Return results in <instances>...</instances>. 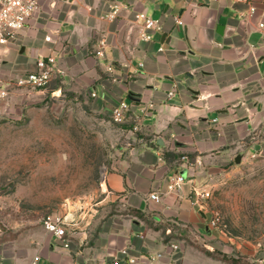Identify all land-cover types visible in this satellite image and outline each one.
Returning a JSON list of instances; mask_svg holds the SVG:
<instances>
[{"label": "crops", "instance_id": "crops-1", "mask_svg": "<svg viewBox=\"0 0 264 264\" xmlns=\"http://www.w3.org/2000/svg\"><path fill=\"white\" fill-rule=\"evenodd\" d=\"M116 1L121 10L110 19L105 14ZM257 1L251 13L236 0H41L0 53V73H24L54 53L65 78L111 111L127 99L125 121L143 130L123 132L101 180L99 203H116V212L104 214L98 228L95 207L83 218L75 213L68 247L44 226L24 249L2 248L4 264H31L37 253V264H111L117 257L123 264H241L186 239L209 231L207 206L193 199L191 182L169 190L167 181L182 172L212 185L202 176L232 161L234 141L264 133V0ZM139 10L161 19L151 40L139 34ZM152 190L159 200L149 198ZM131 207L143 215L125 210Z\"/></svg>", "mask_w": 264, "mask_h": 264}, {"label": "rangeland", "instance_id": "rangeland-1", "mask_svg": "<svg viewBox=\"0 0 264 264\" xmlns=\"http://www.w3.org/2000/svg\"><path fill=\"white\" fill-rule=\"evenodd\" d=\"M92 94L56 78L42 90L0 101V250L31 245L49 212L69 210L83 218L93 206L98 228L104 214L117 211L116 203H99L101 180L123 132L143 129L115 121ZM233 154L222 170L202 176L212 184L203 203L209 231L185 237L212 246L223 259L264 264V133L235 140Z\"/></svg>", "mask_w": 264, "mask_h": 264}, {"label": "built area", "instance_id": "built-area-1", "mask_svg": "<svg viewBox=\"0 0 264 264\" xmlns=\"http://www.w3.org/2000/svg\"><path fill=\"white\" fill-rule=\"evenodd\" d=\"M236 1L246 3L251 13H256L259 10V6H261L257 0ZM40 6L41 0H0V53L8 50L9 45L15 41L18 32L38 12ZM120 10L121 3L116 1L110 4V8L105 15L110 19H114ZM262 14L264 15V9ZM135 18L140 23L139 34L144 40L153 39L156 32L163 27L161 19L153 17L145 10L136 11ZM258 25L264 29V19H260ZM50 38V35L46 36V39ZM100 44L101 48H99L98 53L103 55L102 48L106 44V39H101ZM162 48L163 46L160 47V49ZM112 68V65L108 66V70H112ZM65 76L66 70L59 63L54 53L40 55L36 60V67L34 69L18 75L0 73V101H6L17 91L42 90L49 86L53 79L63 80ZM173 94L174 90H169V95ZM130 109L131 104L129 101L121 99L112 109L113 119L117 122L125 121ZM186 157V155L182 156V158ZM187 181L191 182L190 194L193 196V199L203 205L212 193V186L207 183H197L193 177H187L182 172H176L169 176L167 188L169 190L182 189ZM149 198L159 200L161 195L158 190H152L149 192ZM43 224L48 231L52 232L63 242L64 246L68 247L75 234L74 230L76 228L74 226H77L78 221L75 214L66 210L64 213L49 212L45 214ZM171 245L177 247L174 242ZM40 259V254H35L31 264H37ZM123 262H125L124 259L117 257L112 260L111 264H123ZM0 264H4V262L0 260Z\"/></svg>", "mask_w": 264, "mask_h": 264}, {"label": "trees", "instance_id": "trees-1", "mask_svg": "<svg viewBox=\"0 0 264 264\" xmlns=\"http://www.w3.org/2000/svg\"><path fill=\"white\" fill-rule=\"evenodd\" d=\"M127 211L132 212V213L137 214V215H143L142 211H141L140 209H138V208H135V207H131V208H129ZM208 252H209L210 254L216 255V254H215V250H208ZM217 256H218V255H217ZM219 257H220V256H219ZM220 258H221V257H220ZM224 259H225V260H228V261H231V262H235V263L249 264V263H247V262H244V261H242V260H239V259H237V258H235V257H231V256H230V259H229V258H224Z\"/></svg>", "mask_w": 264, "mask_h": 264}, {"label": "water", "instance_id": "water-1", "mask_svg": "<svg viewBox=\"0 0 264 264\" xmlns=\"http://www.w3.org/2000/svg\"><path fill=\"white\" fill-rule=\"evenodd\" d=\"M242 156H243V154H242V153H238V154H236V156H235V160H236V162H240V161H241V158H242Z\"/></svg>", "mask_w": 264, "mask_h": 264}]
</instances>
